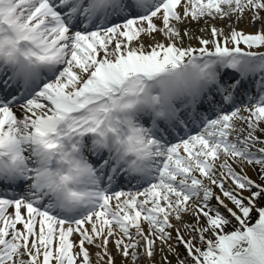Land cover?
Here are the masks:
<instances>
[{
	"label": "snow or ice",
	"instance_id": "6c2138e0",
	"mask_svg": "<svg viewBox=\"0 0 264 264\" xmlns=\"http://www.w3.org/2000/svg\"><path fill=\"white\" fill-rule=\"evenodd\" d=\"M0 264H264V0H0Z\"/></svg>",
	"mask_w": 264,
	"mask_h": 264
},
{
	"label": "bare ground",
	"instance_id": "6f19581e",
	"mask_svg": "<svg viewBox=\"0 0 264 264\" xmlns=\"http://www.w3.org/2000/svg\"><path fill=\"white\" fill-rule=\"evenodd\" d=\"M157 23H159V21H157ZM203 22H201L200 24H191L188 25V27L191 29V31H193L195 34L197 35H204L207 36V33H201L199 30L203 27ZM238 28L244 29L245 31H255L259 25H252L248 22V20H244L241 23H239L237 25ZM163 37L160 34H157V40H162ZM147 43H151V41H147ZM186 43H192L193 45H195V41H186ZM249 175H251L253 178H256V174L255 172H253L252 170H249Z\"/></svg>",
	"mask_w": 264,
	"mask_h": 264
},
{
	"label": "rangeland",
	"instance_id": "374dc122",
	"mask_svg": "<svg viewBox=\"0 0 264 264\" xmlns=\"http://www.w3.org/2000/svg\"><path fill=\"white\" fill-rule=\"evenodd\" d=\"M182 252V251H181Z\"/></svg>",
	"mask_w": 264,
	"mask_h": 264
}]
</instances>
